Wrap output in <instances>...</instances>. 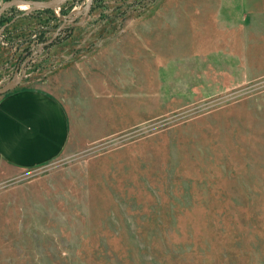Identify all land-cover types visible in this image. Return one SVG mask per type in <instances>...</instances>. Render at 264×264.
Listing matches in <instances>:
<instances>
[{
    "label": "rangeland",
    "instance_id": "rangeland-1",
    "mask_svg": "<svg viewBox=\"0 0 264 264\" xmlns=\"http://www.w3.org/2000/svg\"><path fill=\"white\" fill-rule=\"evenodd\" d=\"M41 1H3L0 90L22 76L80 132L0 176V264H264V72L213 89L183 65L213 59L217 0Z\"/></svg>",
    "mask_w": 264,
    "mask_h": 264
},
{
    "label": "crops",
    "instance_id": "crops-1",
    "mask_svg": "<svg viewBox=\"0 0 264 264\" xmlns=\"http://www.w3.org/2000/svg\"><path fill=\"white\" fill-rule=\"evenodd\" d=\"M3 1L0 0V8ZM213 15L216 26L214 35L216 32L218 35L213 38V59L207 62L205 55L202 56L201 53L189 55V59H186L189 53L183 56L187 72L196 68L193 76L198 80L193 81L200 80L202 86L206 87L207 77L209 87L221 89L222 83L230 85L240 80L237 72L240 66L245 68L243 77L263 73L264 34L261 35L259 30L264 27V0H217L213 6ZM198 19L199 24L207 22L204 17ZM206 32H201L203 36L200 40L206 39ZM209 38L212 39L210 33ZM220 64L230 67V71H221L218 68ZM209 65L213 69L207 72ZM150 69V74L151 71L157 74L156 65H150ZM195 73L198 75L195 76ZM119 77L123 80L122 83L128 81L134 87L135 82L141 83L145 79V71L138 68L131 78L124 74ZM140 90L141 84L138 91ZM127 102L136 104L135 100L133 103ZM127 102L124 103L123 115L122 111H118L121 118L118 122H125ZM77 122L76 118L72 119L61 98L42 87L21 86L1 95L0 176L45 165L64 152L74 151L75 143L78 142L77 133L80 132ZM83 132L84 137L90 140L91 136L86 131ZM100 136L102 135L97 137Z\"/></svg>",
    "mask_w": 264,
    "mask_h": 264
},
{
    "label": "water",
    "instance_id": "water-1",
    "mask_svg": "<svg viewBox=\"0 0 264 264\" xmlns=\"http://www.w3.org/2000/svg\"><path fill=\"white\" fill-rule=\"evenodd\" d=\"M66 0H49V1H41V2H36V3H31L32 7H39V6H45V7H50V6H54V5H58L62 2H64ZM21 79H18L16 82L13 83H9L7 86H5L4 89L0 90V93L2 92H8L10 90H13L14 88H16L19 84Z\"/></svg>",
    "mask_w": 264,
    "mask_h": 264
},
{
    "label": "trees",
    "instance_id": "trees-1",
    "mask_svg": "<svg viewBox=\"0 0 264 264\" xmlns=\"http://www.w3.org/2000/svg\"><path fill=\"white\" fill-rule=\"evenodd\" d=\"M22 78V76L20 77V79ZM22 80V79H21Z\"/></svg>",
    "mask_w": 264,
    "mask_h": 264
}]
</instances>
